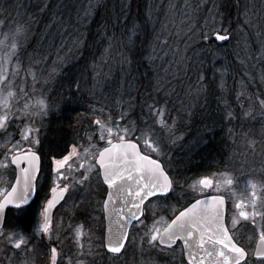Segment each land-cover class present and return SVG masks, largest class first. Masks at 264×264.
I'll return each mask as SVG.
<instances>
[{
  "label": "trees",
  "instance_id": "obj_1",
  "mask_svg": "<svg viewBox=\"0 0 264 264\" xmlns=\"http://www.w3.org/2000/svg\"><path fill=\"white\" fill-rule=\"evenodd\" d=\"M82 1L84 0H0V25H11L10 30H15L14 25L27 29L26 37L18 35L14 40L18 53L25 54V62H20L21 68L32 67L29 63L35 51L44 54L49 50V37L52 36L53 39L54 29L61 23L57 21L68 18L70 9L73 10L74 18ZM146 1L125 0L126 3L122 5L116 0H104L101 6L93 5L94 10L87 19H77L80 25L78 32L83 36V48L78 52L74 49L66 67L56 76L53 88H49L48 96L56 102L47 118L43 139L37 147L43 160L68 155L71 147L77 144L85 122L90 123L91 118L99 117L98 109H95L99 108L98 102L84 90L90 85L88 70L92 66H98L101 58L105 60L104 63L107 62V68L113 70L107 69L114 75L115 86L111 95L119 100L113 110L114 118L119 119V114L124 112L130 121L139 122V127L152 129L157 136L155 141L158 138L161 140L158 142H162L160 146L165 150V155L169 156L161 160L166 167L172 169L170 175H175L187 184L192 179L229 170L228 163L233 156L241 157L243 153L245 156L252 153L248 154V148L244 147L243 142L252 138L247 137L252 129L261 133V128L264 127V105L258 103L259 100H264V79L257 69L252 68L255 66L254 57L243 64L235 54L237 48L238 54L241 53L236 29L245 21L248 4L244 0H209L216 1L219 5L217 14L221 17V28L230 35V39L218 41L210 37L204 40L196 31L192 33L194 35H186L185 41L187 38L193 41L187 45L186 62L178 67L170 65L168 70H163V63L156 65L147 51L148 42L158 32L150 27L147 20ZM211 14L212 10L208 9L206 15L210 18ZM72 25L73 19L70 17L67 28L70 29ZM133 30L139 38H133L132 43L128 44V36ZM39 39H44L45 42L41 43ZM248 42L251 50L255 51L258 47L256 43L250 37ZM51 43L60 45L59 40H51ZM209 44L210 47H205ZM198 51L201 54L217 52L223 55L222 67L227 76L223 87H220L219 78L215 76L216 68L212 64H201L198 68L188 67L189 57ZM51 54L54 57V53ZM119 54L128 58L129 64L118 63ZM32 70L42 71L38 67H32ZM20 72L21 75L25 73ZM201 75L206 78L204 86L199 80ZM240 83L246 90L241 95L237 93ZM46 93L48 92H43L41 97ZM149 104H156L157 107L166 105L163 119L167 127L160 124V117L149 112ZM229 113L232 114L231 117ZM172 134L183 135V142L186 143L195 141L197 147L191 153L181 152L183 143H171ZM258 146L259 153L257 152L256 157L253 158L251 154L243 162L256 160L260 154L256 162L261 163L263 176L259 180L264 183V146L260 143ZM231 171L234 172V169ZM102 186L105 194V186ZM239 240L244 244L243 240ZM252 261L259 262L255 259Z\"/></svg>",
  "mask_w": 264,
  "mask_h": 264
},
{
  "label": "rangeland",
  "instance_id": "obj_2",
  "mask_svg": "<svg viewBox=\"0 0 264 264\" xmlns=\"http://www.w3.org/2000/svg\"><path fill=\"white\" fill-rule=\"evenodd\" d=\"M103 1L104 0H84L77 8V13L74 18L72 14L73 10L70 9L68 11V18H60L57 21V23H61H59V27L57 29H54L53 39L52 36L49 37V44L51 45H49V50L44 54H40L39 52L35 51L34 55H32L31 63H29L32 65V67H38V70H42L39 72L33 70L38 78L35 85V91H31V85L33 83L32 76L28 74L25 67L24 69L21 68L22 62H25V54L23 52L18 53L17 51V55L13 56L10 62L7 59V54L11 51L10 46L14 42L12 34L15 30H10L11 25H0V41H5V43L8 45L6 48H0V57H4V59L0 60V64H3V67L6 69V74L9 75L10 79L14 81L17 87H22L26 91L30 92V95L27 99V102L30 105L38 106V102L41 100H44L48 105L47 115L42 119L38 117H32L31 119H22L19 116L17 117V127L9 128V131L14 133L11 141L12 143H15V141L19 139L18 133L25 127L26 124L34 129L39 128L40 131L38 135L40 142L43 139L47 118L50 116V111L54 109L53 105L56 102L55 99L49 98V88H53V84L56 82V76L60 74L62 68L66 67L74 49L78 52L83 48V43H81L83 36L78 32L80 25L77 22V19L79 17H81V21L87 19L89 16H91L94 6L96 7L97 4L101 6ZM116 1L120 4L122 3V5L123 3H126L125 0ZM244 1L246 4H248V8L245 4H243L246 7L245 10L247 11V15H245V21H243L241 24L242 26L236 29L239 37L238 44L240 45L241 53L238 54L239 49L237 48L235 54L237 59L243 64L250 62L251 58L254 57L255 66L252 68L257 69L260 77L264 79V0ZM147 2V20L150 24V27L152 29H157L156 31L158 32V35L155 34L153 39L148 42L147 51L150 52V56L154 58L153 60L156 65L163 63V70H168L170 65L171 67H174L175 65L178 67L179 65H182V63L184 64V61L186 60L185 53L186 49L188 48L187 45H190L193 42L189 38H187L185 41L184 38L186 35L189 37L195 31L199 32L200 35L203 33L209 38L212 37L217 31L222 34H227V32L221 28L223 24L220 19L221 17L217 14L219 5L216 3V1L147 0L146 3ZM208 9L212 10L210 18L208 15H206ZM70 17L73 19V25L69 29L67 28V24ZM158 29H160V31H158ZM43 37L45 38L46 36L44 35ZM249 37L258 46L255 51L251 50V46L248 42ZM196 39L198 40V37ZM51 40H59L60 45L56 46L55 43H51ZM38 41L41 43L45 42L44 39H39ZM127 43H132V39H129ZM206 46L210 47L211 44L205 45V47ZM120 47L121 43L119 42V48ZM252 51H254L253 55ZM51 53H54V57H52ZM222 56L223 55H219L217 52H205L204 54H201L200 51H198L189 57L187 65L190 68H198L201 64L206 66L212 64V66L216 68L215 76H218L219 78L220 87H223L226 84L225 78L227 79V76L224 68L222 67L224 62V57ZM165 58H167L166 62ZM117 60L118 63L121 62V65L124 63L129 64L128 58L124 57L123 54H119V59ZM104 61L105 60L101 58L99 60L98 66H92L90 71L88 70V75L90 73L88 76L90 85L88 89L86 88L84 90V92L87 91V94L93 97L96 102H98L99 108L95 107V109H98L99 117L91 118L90 123L88 121L85 122V127L82 128L83 132L81 133V136L75 145L78 152H80V157L78 159L74 156L68 162V165L62 169L64 176L68 177L69 179L67 181L59 180L58 182L62 183V185L68 183L69 192L67 193L66 199L61 203V207L55 212L50 238L48 234H42L39 232V229L37 232H35L34 229L31 234L23 233L19 229H9L10 231H16L23 235L29 241L28 249H31V251L25 249L22 252L20 250L9 249L8 251L0 252V264H20L21 258L27 259L29 264H49L51 247H56L58 251L61 252L60 264H64L65 261H67V264H77L78 260H83L84 264H171L170 261H166L164 259L170 258L171 260H176V258L180 257V253H178V251H166L159 248L149 247L145 243V233L149 231L154 221L161 220V218L167 221L171 216H173V210L179 209V207L185 204L188 199H191V197L183 199L181 203H177L175 200L169 201L167 204H161L160 202L154 201L148 208L151 209V212H149L147 209L148 218L146 217V220L143 221L148 227L138 224L136 226L137 229L134 228L131 231L129 246L125 254L119 258H111L104 251L103 238L105 227L103 218L101 217L100 211L98 210L100 202L104 199V197H102L104 193L103 189L99 187L100 178L88 170V165L93 163V161L90 156L84 155L83 150L89 148L90 144L95 145L97 149H102L106 145L104 141H99L98 136L96 135L98 131V127L94 123L96 119H100L102 122L107 123L108 114H110L113 121H117L122 127L128 126L123 121H120L113 116V110L118 104L119 100L114 99L113 95H111V90L114 89L113 87L115 86L113 85L114 75L107 71V69H111L107 68V62L104 63ZM17 64L20 65V71L25 72L21 75V72L19 71L21 76L18 74L13 75V73L16 72ZM111 71L113 72V70ZM12 90L16 91V88H13ZM43 92L48 93H46V95L42 98L41 94ZM245 92L246 90L244 86L242 83H240L237 93L241 95ZM6 94L7 90H5V96ZM89 96L88 99H90ZM219 99L223 100L221 98ZM19 107L22 108V105ZM2 112L3 109L0 108V113ZM128 120L130 121L131 119ZM135 127L138 129L148 128L143 126L139 127V122L135 123ZM261 129V133H259L257 129H252L250 132H248L249 134H247L248 138H252L247 141L245 139L246 142H243L244 147L248 148V154L252 152V155H250L253 158L259 153L257 151L259 143L260 145L264 146V127ZM35 135L36 134L34 133V136ZM172 136L171 143L174 141H177L178 144L179 142L183 143L184 148L181 152L191 153L197 147V143L195 141H191L190 143H186V141L183 142V135L181 136L178 134H172ZM152 139L154 142H158L160 140L158 138V140L155 141L157 139L156 134H154ZM253 141L257 142L254 148L250 146ZM5 143L6 140L4 135L0 134V145ZM161 143L162 142H158V146L162 149L160 156H154L163 160L169 156L165 155V150L160 146ZM10 146L11 145L9 144V147ZM24 146L28 147L29 145L25 144ZM36 146L37 145L33 146L32 148L35 149ZM144 150L150 153L149 149ZM2 151L3 149L0 148V152ZM71 152L72 147L69 154ZM9 155H11V153H9ZM242 155L245 156L244 153ZM250 155H246L245 157L233 156L228 163L229 170L208 176V178L213 180L214 185L219 183L221 187L218 191L215 190V188L207 189L205 194H222L226 196L228 200V212L237 215V219L239 220V223L237 224V238L243 240V245L246 246V249L249 251L250 264H260V262L252 261V253L258 239V234H254L253 226L250 220L244 221L238 216L239 210H234L232 203L233 200H237L238 202L239 199H243L245 205L247 206L244 210H252L251 192L253 189L248 187V181H251L252 183L256 184L255 192L256 196L258 197L256 211H264V183L259 180L262 175V166L261 163L256 162L258 161L260 154L256 160L251 159L248 163L243 162L245 159L250 158ZM0 160H2V157H0ZM49 161H51V159H49ZM2 163L8 165L6 169L7 183L9 184L10 176L12 175L10 161L2 160ZM80 164H83L84 167L80 168ZM2 168L4 167L0 166V169ZM231 169H234V172L236 173L232 172ZM81 173L88 177V179L83 183H80V181L83 179ZM50 175L51 186L49 190L51 187L55 186L54 181L58 180L56 171H51ZM249 176L254 179L247 178ZM204 177L205 176L192 179V181H189L187 184L180 180L181 184L186 185L187 187H183V189H178L177 191L180 192L187 190L192 192L193 196H200L197 195L199 185L197 184L196 191L191 189L190 186ZM228 179L233 180L232 185L226 184ZM0 191H3L1 186ZM233 192L236 194L235 196L231 195ZM169 204L172 205V207H169ZM41 211L43 213V210ZM256 219L257 224H264V221H261L258 217ZM79 224L85 225L84 244L86 254L83 257H78L76 255L77 249L74 243L73 232L70 230V225ZM164 226L165 224L163 223L157 225V227L161 228ZM88 236H91L90 241L88 240ZM89 244L91 245V253L87 254ZM3 248V243H0V249ZM8 256H12V259H6ZM179 264L182 263L179 262Z\"/></svg>",
  "mask_w": 264,
  "mask_h": 264
},
{
  "label": "snow or ice",
  "instance_id": "obj_3",
  "mask_svg": "<svg viewBox=\"0 0 264 264\" xmlns=\"http://www.w3.org/2000/svg\"><path fill=\"white\" fill-rule=\"evenodd\" d=\"M125 19H127L125 17ZM13 40L18 35H27V29L14 25ZM204 40L209 37L201 34ZM136 38V31H130L129 39ZM214 38L219 41L230 39L228 35H222L219 31L214 33ZM166 43V42H165ZM8 45L5 41H0V48H6ZM11 51L7 54L9 62L13 56L17 55V44H11ZM4 57H0V60ZM21 70L17 64L16 75ZM28 74L32 76L31 91H35L37 82L36 73L31 69H27ZM205 77L201 75L199 80L203 85ZM77 87H79L77 85ZM16 88V91L12 89ZM5 90L7 94L5 96ZM30 95L22 87H17L6 74L3 64H0V134H3L6 143L0 145L3 149L0 152L2 160L10 161L11 165L20 167V176L16 179L15 186L11 187V191L0 200V243L4 248L0 252L15 249L24 251L28 249L29 241L16 231H10L5 224V209L9 205L21 208L28 205L33 195H38L36 178L40 171V156L32 150V147L40 144L39 128H32L29 125L19 131V139L12 143L14 133L9 131L10 127H17V117L22 119H31L32 117L43 118L47 115L48 105L44 100L38 102V106H32L27 102ZM258 103L264 105V100ZM22 105V108L19 107ZM150 113H155L160 117V124L167 127L163 117L166 112V105L157 107L156 104L147 105ZM38 108V110H37ZM231 113L229 116L231 117ZM119 120L126 125L122 127L117 121H113L111 115L108 114V122H102L96 119L94 123L98 127L96 135L99 141H104L106 146L97 149L95 145L83 150L85 156H90L93 163L88 165V170L100 178L103 185H106L105 198L99 204L101 216L107 220V242L104 245L106 250L111 254H121L126 251V245L130 241L129 228L133 221L148 227L144 224L142 217L145 216V209L148 204L154 201L161 204H167L169 201L175 200L181 203L183 199L191 197L185 203L182 209L173 210V218L170 223L163 218L154 221L152 227L145 233V243L151 248H159L161 250H173L177 247L181 248L182 253H186L187 264H250L249 251L237 238V224L239 220L237 215L229 213L227 210V201L224 195H206L207 189L219 190L221 185L213 183V180L204 177L192 184L190 187L197 195L204 196L203 199L196 198L192 192L183 189V185L175 175H170L172 169L166 167L162 163L161 158H153V155L160 156L162 149L158 146V142H154L152 137L154 133L151 128L138 129L135 123L127 119V114L121 112ZM34 133L36 134L34 136ZM115 141V142H114ZM257 142L253 141L250 146L255 147ZM9 144L11 145L9 147ZM29 145L25 147L24 145ZM142 149H149L150 153L145 154ZM11 153V155H9ZM79 159L75 145L69 155H64L61 159L55 160L56 173L58 180L54 181L55 186L51 187V198L46 201L43 209V223L39 227V232L48 234L49 238L52 231V218L50 213L53 208L65 199V195L69 192V185L65 183L60 186L59 180L67 181L69 178L64 176L62 169L68 165L73 158ZM0 160V166L7 168V164H3ZM170 163V162H169ZM80 168L84 165L80 164ZM83 183L88 179L81 173ZM227 185H232L233 180L228 179ZM248 187L253 189L251 192V211L244 210L247 206L243 199L233 200L234 210L238 211V216L244 221H251L254 234H258V246L253 255L264 264V224H257V217L264 221V211H256L257 199L255 188L256 184L248 181ZM7 191V190H5ZM232 196L236 194L231 193ZM120 201L122 207L115 208V202ZM147 202V203H146ZM172 207V205H168ZM151 212V209H148ZM165 224L163 228L157 227L159 224ZM73 232L74 243L77 249L76 255L83 257L85 250V225H70ZM90 231V230H89ZM91 240V236H88ZM49 264H60L61 252L56 247L50 248ZM91 253V245L89 244L87 254ZM11 260L12 256L6 257ZM20 264H29L27 259L21 258ZM67 264V261L64 262ZM77 264H84L83 260H78Z\"/></svg>",
  "mask_w": 264,
  "mask_h": 264
},
{
  "label": "flooded vegetation",
  "instance_id": "obj_4",
  "mask_svg": "<svg viewBox=\"0 0 264 264\" xmlns=\"http://www.w3.org/2000/svg\"><path fill=\"white\" fill-rule=\"evenodd\" d=\"M37 147H38V145L36 146L35 149L32 148V150L33 151H35V150L37 151L38 150ZM143 151L146 152L144 149H143ZM42 165H43V167H42ZM10 167L12 169V175L10 176V182H9V184L7 183V169L5 167L2 168V169H0V186H1V188H3V191L2 192L0 191V200L10 190V188L12 187V185L14 183V180L16 178V173H17L16 172V168L13 165H11V163H10ZM55 169L56 168H55V163H54V160L53 159H51V161H49V160H46L45 161V160H43L41 158V169H40V173H39V176H38L37 182H36L38 195H35V197L29 203V205H27L25 207H22V208H19V209L18 208H8L6 210V213H5V224L8 227V229H11V230L12 229H19L23 233H29V234H31L34 229H35V232L38 231L40 225L43 223V220H42V211L41 210L44 209V207L46 206V201L48 199H50V197H51V193H50V190H49V188L51 186L50 185V182H51L50 172L51 171L52 172L53 171L55 172ZM59 184H60V186H64V185H62V183H59ZM99 187L103 189V186H102V182L101 181H100ZM5 190H7V191H5ZM106 191L107 190L105 188V194H106ZM105 194H104V198H105ZM66 197H67V194L65 195V199H66ZM199 197H202V196H198L196 198H199ZM61 203L57 207H55V209L53 210V212L51 214L52 224H53V220L55 218V212H56V210L58 208L61 207L60 206ZM150 205L151 204H148L147 208L145 209V216L142 217V220L143 221L146 220L147 212H148L147 209L150 207ZM182 207H183V205L180 206L179 209H182ZM36 210H38V213H35ZM101 217L103 218L104 226H105V219H104L103 216H101ZM172 218H173V216H171L167 220V222H170ZM137 225H138V223H135L131 227L130 232L134 228L137 229V227H136ZM42 234H44V233H42ZM130 235H131V233H130ZM181 248H182V245L180 247H177V248L173 249V250H167V249H165L166 251H178V253H180V257L176 258V260H171L170 258H165L164 260L170 261L171 264H179V262H181L182 264H187V261L185 259L184 253L181 252ZM117 256L116 255H112L113 258H115Z\"/></svg>",
  "mask_w": 264,
  "mask_h": 264
},
{
  "label": "water",
  "instance_id": "obj_5",
  "mask_svg": "<svg viewBox=\"0 0 264 264\" xmlns=\"http://www.w3.org/2000/svg\"><path fill=\"white\" fill-rule=\"evenodd\" d=\"M221 34V33H220ZM222 35H228V34H222ZM229 36V35H228ZM213 38H214V35H213ZM215 39V38H214ZM219 41V40H218ZM115 142V141H114ZM39 156H40V154L38 153V152H36ZM146 154V153H145ZM153 158H155V157H153ZM163 163V162H162ZM14 166V165H13ZM26 165L25 164H22V165H20L19 167H17V166H14L15 168H16V178H15V180H14V183H13V185L12 186H15V182H16V179L17 178H19V176H20V167H25ZM55 168H56V166H55ZM40 169H41V157H40ZM39 173H40V171H39ZM39 173L37 174V178H38V176H39ZM37 178H36V182H37ZM106 186V185H105ZM11 191V188H10V190L8 191V192H10ZM107 191H108V189H107ZM7 192V193H8ZM7 195V194H6ZM209 195H221V194H209ZM35 197V195H33L32 196V199L29 201V203L33 200V198ZM51 198V197H50ZM204 198V196L203 197H200V199H203ZM3 199V198H2ZM1 199V200H2ZM225 199H226V197H225ZM226 201H227V199H226ZM61 203V202H60ZM59 203V204H60ZM59 204H57L56 206H58ZM29 205V204H28ZM25 206H27V205H24V206H22V207H25ZM55 206V207H56ZM115 208H117V209H119L120 207H122L123 205H122V203L120 202V201H116L115 202ZM21 207V208H22ZM54 207V208H55ZM8 208H16L14 205H9L6 209H5V213H6V210L8 209ZM54 208H53V210H54ZM52 210V211H53ZM5 213H4V217H5ZM52 214V212L50 213V215ZM107 220L105 219V239H104V244H106V242H107V236H108V233H107ZM133 223H135V221H133ZM132 223V224H133ZM170 223V222H169ZM131 228V227H130ZM130 228H129V230H130ZM257 246H258V239H257V241H256V244H255V246H254V249H253V253H254V251H255V249L257 248ZM106 249V248H105ZM107 251V250H106ZM108 252V251H107ZM253 253H252V256L254 257V255H253ZM184 256H185V259H186V253H184ZM255 258V257H254ZM256 259V258H255ZM187 261V260H186Z\"/></svg>",
  "mask_w": 264,
  "mask_h": 264
}]
</instances>
